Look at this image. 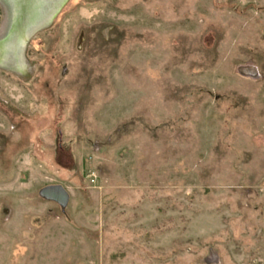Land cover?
<instances>
[{
  "label": "rangeland",
  "instance_id": "obj_1",
  "mask_svg": "<svg viewBox=\"0 0 264 264\" xmlns=\"http://www.w3.org/2000/svg\"><path fill=\"white\" fill-rule=\"evenodd\" d=\"M23 55L0 264H264V0H64Z\"/></svg>",
  "mask_w": 264,
  "mask_h": 264
},
{
  "label": "bare ground",
  "instance_id": "obj_2",
  "mask_svg": "<svg viewBox=\"0 0 264 264\" xmlns=\"http://www.w3.org/2000/svg\"><path fill=\"white\" fill-rule=\"evenodd\" d=\"M0 2L6 9L0 38L9 29L8 37L4 41L8 46V57L0 66L5 70L11 69L22 73L20 66L25 62L22 53L29 36L36 30L48 26L64 0H0ZM11 50L14 53L11 57L14 59L15 56L16 60H8Z\"/></svg>",
  "mask_w": 264,
  "mask_h": 264
},
{
  "label": "water",
  "instance_id": "obj_3",
  "mask_svg": "<svg viewBox=\"0 0 264 264\" xmlns=\"http://www.w3.org/2000/svg\"><path fill=\"white\" fill-rule=\"evenodd\" d=\"M41 195L49 200L56 201L64 206L68 201V194L66 190L59 185L46 186L42 188Z\"/></svg>",
  "mask_w": 264,
  "mask_h": 264
},
{
  "label": "flooded vegetation",
  "instance_id": "obj_4",
  "mask_svg": "<svg viewBox=\"0 0 264 264\" xmlns=\"http://www.w3.org/2000/svg\"><path fill=\"white\" fill-rule=\"evenodd\" d=\"M0 5H1L2 8H3V12H4V20H5L6 9H5V7L2 5L1 2H0ZM43 28H44V27H43ZM41 29H42V28H41ZM38 30H40V29H38ZM38 30H36L35 32H37ZM35 32L29 36L27 42L29 41V39L31 38V36L35 34ZM27 42H26V44H25V47H26V45H27ZM23 52H24V49H23ZM12 53H13V51L11 50V51H10V54H11V55L9 54V58H8V60H12V59H13V58L11 57V56H12ZM13 54H14V53H13ZM22 54H23V53H22ZM23 57H24L25 62H23L22 65L20 66L22 72L26 71V69L28 68L27 59H26V57H25L24 55H23ZM16 59H17V58L14 56V59H13V60H16ZM18 62H19V60H18Z\"/></svg>",
  "mask_w": 264,
  "mask_h": 264
}]
</instances>
